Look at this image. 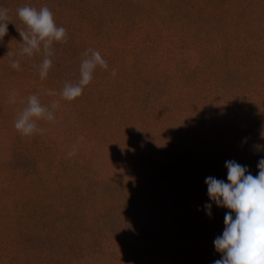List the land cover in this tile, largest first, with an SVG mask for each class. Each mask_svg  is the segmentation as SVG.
Returning <instances> with one entry per match:
<instances>
[{"label": "rangeland", "instance_id": "374dc122", "mask_svg": "<svg viewBox=\"0 0 264 264\" xmlns=\"http://www.w3.org/2000/svg\"><path fill=\"white\" fill-rule=\"evenodd\" d=\"M24 5H46L67 30V42L53 43L43 80V52L15 55L17 28L26 30L16 10ZM0 6L12 21L0 41V264L221 259L213 242L231 210L209 199L205 178L227 183L226 161L255 177L264 158V0ZM88 48L108 69L97 66L79 97L62 99ZM15 59L19 70L10 66ZM13 91L16 102L8 103ZM32 94L59 107L54 121H37L43 134L25 137L13 122Z\"/></svg>", "mask_w": 264, "mask_h": 264}, {"label": "clouds", "instance_id": "9594fccd", "mask_svg": "<svg viewBox=\"0 0 264 264\" xmlns=\"http://www.w3.org/2000/svg\"><path fill=\"white\" fill-rule=\"evenodd\" d=\"M9 9L0 6V41L7 34V25L12 22L8 16ZM16 15L26 26V30L17 28L22 38L20 51L15 55L32 57L43 52V60L39 65L40 79H46L52 67L53 43L67 42V30L57 26L53 12L45 5L39 10L24 5L18 7ZM80 64V78L77 83L66 82L59 93L62 99L72 101L82 94L83 88L93 79V71L99 66L108 69V62L102 58L98 50L88 48L83 53ZM10 66L19 70L20 61L11 60ZM113 76L116 69H112ZM48 95H56L54 90H47ZM16 93L13 91L8 103L16 102ZM59 101H53L50 106L40 103L36 94L27 97V106L17 114L13 122L14 128L21 136L29 137L34 134H43L45 129L38 127V120L54 121L55 111ZM80 137L79 140H82ZM78 140V143H79ZM76 147L68 153L69 157L76 154ZM227 183L215 177L205 178L207 195L219 207H225L235 213L233 219L231 212L224 216V230L222 235L214 240L217 252L222 253L219 260L213 264H264V158L258 162L259 173L255 177L245 174L247 166H241L235 161H226ZM212 204L204 205L206 215L211 217Z\"/></svg>", "mask_w": 264, "mask_h": 264}]
</instances>
